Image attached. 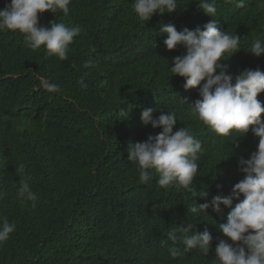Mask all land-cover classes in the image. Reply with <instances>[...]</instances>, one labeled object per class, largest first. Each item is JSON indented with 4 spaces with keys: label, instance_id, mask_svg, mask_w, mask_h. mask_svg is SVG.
<instances>
[{
    "label": "trees",
    "instance_id": "16d2710c",
    "mask_svg": "<svg viewBox=\"0 0 264 264\" xmlns=\"http://www.w3.org/2000/svg\"><path fill=\"white\" fill-rule=\"evenodd\" d=\"M10 2L0 0V10ZM133 3L72 0L67 16L40 14L42 26L57 21L85 29L64 61L43 46L32 50L18 31H0V217L16 224L0 245V264H214L216 244L228 239L216 226L227 222L231 209L221 205L217 213L209 207L197 216L188 207L230 196L245 175L240 159L250 158L259 138L251 130L243 137L217 135L191 108L201 98L198 88L186 90L185 79L170 72L172 59L186 49L168 50L160 28H202L199 0H177L176 12L156 13L147 22ZM216 7L221 31L241 37L242 50L221 61L229 74L264 72V56L245 51L254 39L264 40V0H245L243 7L216 0ZM84 74L86 90L78 84ZM39 77L60 92L45 91ZM258 99L264 105V93ZM146 108L157 110L154 118L174 112V131L186 127L201 141L196 193L161 188L157 174L147 184L139 181L127 150L162 131L142 122ZM20 179L36 193V207L19 197ZM204 191L207 197H199ZM187 224L212 234L209 256L197 250L170 255L171 247L181 246L168 233Z\"/></svg>",
    "mask_w": 264,
    "mask_h": 264
},
{
    "label": "clouds",
    "instance_id": "9594fccd",
    "mask_svg": "<svg viewBox=\"0 0 264 264\" xmlns=\"http://www.w3.org/2000/svg\"><path fill=\"white\" fill-rule=\"evenodd\" d=\"M235 2L237 7H243L245 0ZM71 4L72 0H11L0 10V31H18L32 50L43 46L49 56L67 60L74 38L85 29L79 24L68 27L57 21L42 26L39 17L47 11L67 16ZM133 8L138 18L147 22L156 13L176 12L178 5L177 0H134ZM197 8L205 13L202 28L178 31L171 23H163L160 28V32L167 33L164 43L168 50L178 46L186 49V54L172 59L170 72L185 79L186 90L198 88L201 98L191 108L205 126L221 137H229L234 132L243 137L251 130L259 142L250 158L240 159V171L245 175L233 186L230 196L217 195L211 204L194 202L188 212L200 216L207 213L209 207L217 213L223 211L221 205L231 209L227 222L216 226L228 239H219L216 244L214 264H264V119L261 118L264 105L258 99L259 94L264 93V72L257 68L245 69L235 77L229 74V65L221 61L242 50L241 37L237 33L221 31L219 21L215 19L216 0H199ZM245 51L256 57L264 56V40L254 39ZM86 75H81L78 80L82 90L89 87ZM38 79L39 86L48 93L60 92L59 85L44 77ZM155 111V108L143 110L142 122L162 128V131L130 145L128 160L138 165L141 183H149L157 174L156 183L161 188L176 187L196 193L194 178L203 152L202 143L186 127L174 131L177 123L174 112H162L154 118ZM207 194L204 191L199 197L206 198ZM18 195L36 207L38 197L26 179H20ZM3 197L4 193L0 192V199ZM234 199L239 202L233 207ZM15 230L14 222L0 217V245L8 241ZM167 238L173 245L181 246L169 249L173 258L183 257L192 250L209 256L213 244V236L207 229L202 233L193 231L191 224L172 229Z\"/></svg>",
    "mask_w": 264,
    "mask_h": 264
}]
</instances>
